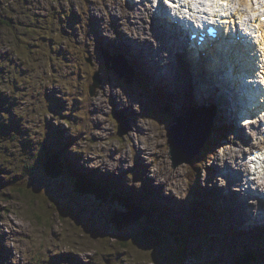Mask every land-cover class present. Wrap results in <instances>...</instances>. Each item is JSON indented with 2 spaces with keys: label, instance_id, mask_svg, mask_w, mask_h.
I'll use <instances>...</instances> for the list:
<instances>
[{
  "label": "rangeland",
  "instance_id": "obj_1",
  "mask_svg": "<svg viewBox=\"0 0 264 264\" xmlns=\"http://www.w3.org/2000/svg\"><path fill=\"white\" fill-rule=\"evenodd\" d=\"M165 1L170 2L0 0V21L4 23L0 22V264H192L196 258L190 259V255L199 257L200 264L208 261L264 264V227L242 236L221 230L223 237H229L238 246L228 250L227 243L218 240L217 229L219 223L222 225L218 215L211 223H204L202 205L188 197L192 190L201 189V180L211 185V175L224 167L225 161L230 162L232 155L227 151L232 140L236 141L233 147L241 155L239 161L249 143L235 138L225 115L212 106V102H217L210 86L203 83L204 89L198 87V78L203 75L176 54L178 47L174 48L172 38L160 39V48L151 47L156 23L148 20L149 10ZM231 1L232 5L227 3L229 8L235 6L239 13L241 10L236 6L243 7L245 18L255 5H251V0ZM134 4L136 9L132 8ZM122 10L125 11L122 13ZM181 18L191 17L183 14ZM206 20L204 17L197 21ZM124 37L136 47L138 41L145 48L146 54L141 50L140 54L144 55L143 59L151 56L147 64L154 54L166 53V48L175 54L166 53L165 58L168 55L177 61L172 68L177 75L167 73L166 76L183 94L179 110L170 111L166 102L152 94L154 101L149 104L148 92L156 93L159 85L166 84L152 74L146 76L149 89L133 82L127 85L123 80L135 103L128 102L124 88L106 76L105 67L102 69L104 86L89 95L92 74L102 61V45L106 48L120 45L129 53ZM117 56L112 58L118 62L125 60L123 55ZM131 59L132 56L128 60L133 63ZM138 62L139 66L134 69H147L143 67L145 62ZM120 66L119 69L125 68ZM132 72L126 75H134ZM142 79L146 78L142 76ZM241 80L247 79L241 76ZM176 94L170 90L168 99L179 106ZM131 103L141 114L137 115L135 125L131 122L128 126L126 121L118 119L116 123L112 113H118L121 107L125 111L130 109L127 112L132 115ZM186 106L189 109H183ZM245 114L244 121L237 120L244 127L242 134L246 133L250 140L255 135L246 119L253 118V124H261L264 118L261 113ZM210 122V130L216 127L218 131L199 146L203 158H208L206 170L201 167L195 170L200 162L194 166L182 162L174 168L185 156L183 147L192 152L194 149L189 144L196 136L200 139L199 127ZM118 128H127V134L119 137ZM50 154H57L61 167L67 169L57 179L45 170ZM238 171L241 168L234 167L233 172ZM247 172L243 168L241 176ZM87 173L111 176L113 179L106 181L114 182L117 190L113 193L114 186H108L110 191L104 190L106 195L102 199L95 194L84 196L74 185L81 184L85 190L99 182L92 176V182L82 180ZM246 177L249 176L246 174ZM215 178V184L220 186L222 174L218 173ZM260 183L262 188L256 184L251 187L263 192L264 183L262 180ZM210 193L208 189L207 197ZM216 199L220 200L219 196ZM151 200L157 202L156 212ZM208 200L215 204L209 197ZM126 201L132 206L128 211L124 208ZM215 208L227 227L238 226L229 214ZM116 214H121L117 221ZM250 221L264 225V218ZM189 231L197 236L184 258L185 251L175 249L179 241L173 232L188 238Z\"/></svg>",
  "mask_w": 264,
  "mask_h": 264
},
{
  "label": "bare ground",
  "instance_id": "obj_2",
  "mask_svg": "<svg viewBox=\"0 0 264 264\" xmlns=\"http://www.w3.org/2000/svg\"><path fill=\"white\" fill-rule=\"evenodd\" d=\"M177 1H181L182 2V4H180L179 7H177V6L175 7L176 8V17H178V18H180V16L183 15V14L191 16V14L199 13L200 11L209 12V13H203V14L199 15L197 20L198 19H202L204 17H206L207 20H208L213 15L214 16H216V15H219V16L226 15L228 17L233 15L235 17L234 20H230V21L225 22V23H218V25L223 27L225 29L226 33L230 32V31H233L234 36H235V30H234L235 26L236 25H243V21H245V19H246L244 14H243L244 9L241 6H238V5L236 6V7H238L241 10V14L240 13L236 14V10H233L229 14H226L233 7H231V8L225 7L224 9L220 10L219 6L222 5V4H225L227 0H177ZM200 2L204 3V8H201ZM231 4H233V3H231ZM253 4H256V3L251 2V5H253ZM254 6H252V8L249 9V14H248L249 16L258 14V12L260 10V9H258V7H256V6L254 7ZM132 8L136 9V7H134V6H132ZM124 11L125 10H122V13ZM156 11L158 13L164 14V12H166L165 2H162V5H161V3H160V5H157ZM177 14H179L180 16H178ZM155 19L156 18L151 17L148 20L152 21V20H155ZM237 21H239L240 23H237ZM258 28H259V26H258ZM160 29H161V27H160ZM162 29H163V26H162ZM169 33H172V34L167 35V39L169 40L170 38H172V41H173V44H174V48L178 47V49H179L181 47L180 43H179V37L182 36V32L181 31H177V27H175L174 25H170ZM245 36H247L248 39L250 38L249 39L250 40V45L248 46L249 48H247V49L245 47H244L245 49L244 48H239L238 45H241V42H239L237 40H231V42H227V41L222 39L220 42L219 41L212 42L213 44H212L211 47H210V43L209 42H204L203 43L204 48H206L209 51L210 56H211V59H210V57L208 59H206L207 63L205 65L207 66V68H205L203 70V65H204L203 63L202 64H193L192 61H190V63L193 64L192 66L194 67L195 71H197L198 73L203 75V76H199V78H198V87L200 89L201 88H203V89L205 88L203 86V83H205V85L208 84L207 87L213 86V85H211V80H212V83L217 84L215 86L216 90L225 93L224 89H226L227 86L223 83V81L217 80L216 77L211 79V76L209 75V73L215 72V68L216 67L218 68V71L220 72V74L226 75L228 70L231 71V75L235 79L237 78V74H239L241 71L242 72L247 71L250 74L251 70H261L262 68H264V59H261V57L264 58V54L262 53V51L260 49V47H261V42H260L261 36H258V37L254 36L256 39L250 37L252 35H245ZM103 42H105V41H103ZM235 44H237V45H235ZM157 48H160V47H157ZM157 48H154V49H157ZM175 49H177V48H175ZM219 49H221V50H219ZM194 50H196V49H194V48H187L186 49L187 54H189L190 57H191L190 54L193 53ZM197 52L201 53V52H205V50L204 51L197 50ZM144 53L146 54V52H144ZM136 54H140V50L132 52V55H133L132 58H134L136 56ZM165 54L166 53L162 52V53H158V54H154V55L155 56L158 55V56L161 57V59H165ZM208 56L209 55L206 54L205 57H208ZM221 56L224 57L225 61L222 64H217V62L220 61ZM117 58H119V56H117ZM124 58H125V60L122 61V62H118L115 59H113L114 63L118 62L117 67H119L122 64V66L125 67L123 69H126V70L128 69L130 72L134 71V72H132L134 75H141V76L146 77V76H149L150 74H152L153 76L156 77V79L160 78V80H162V81H164L166 83L164 86H160L159 85L158 86L159 89H162V90L166 91V93H169L170 90H176L178 92V88L176 86H174L173 83H170L169 80L166 77L161 76L157 72V70L153 69L151 66H148L149 64L147 65L148 59L151 58L150 55H147L144 59L142 57H139L141 59V61L146 62V65H143L145 63L142 64L143 67H147V69H144V70H140V68H139V70H137L138 68L134 69V68L138 67L139 64L136 63V62L131 63L129 61L130 58H131L130 55H126V56H124ZM192 58L195 59V57L193 55H192ZM211 61L213 62V64L211 63ZM237 67H239L240 70H237ZM123 69H119V70L124 76H126V77L132 76L131 74L130 75H126V73H129V71L128 72H124ZM158 69H163V67H162L160 62L158 63ZM259 73L260 74H258L257 76L254 75V77L257 79L256 83L253 82L252 78H249V80H246V82L250 85L251 88H255L256 87V94L252 95V98L255 99V100H256V97H259V98L264 97V77L261 76L262 71L259 72ZM201 77L203 79H208L210 82H208L207 80L203 82ZM220 77H221V75H220ZM220 77H218V78H220ZM239 78H240V76H239ZM146 81H147L146 79L140 80V79L135 78V77L132 78V82H133L134 85L142 84L145 87V86H147L146 85L147 84ZM234 85H235V87H239V82L235 80V84ZM166 87H168V89ZM237 94H239V93H237ZM225 95H226V99H225L226 100V105H228V106H230V105L237 106L236 105L237 103L233 100V98H231L226 93H225ZM232 95H234L233 91H231V96ZM176 96L179 98L178 101H179L180 105L179 106H175L174 104L169 103L166 106V108H168L169 110H173L174 112L179 110V107L181 105H183V103H182L183 94L178 92L176 94ZM243 99H244V97H243ZM243 102H244V100H243ZM257 103H259V102H257ZM259 104L262 105V111H260L258 113H261L263 115V117H264V100L261 103H259ZM254 105H256V103H254ZM250 108L253 109L252 105L250 106ZM183 109H187V108H183ZM237 109L238 110L240 109V111L242 112L241 113V120L244 121L245 117H246L245 113H247L250 110L248 108L244 107L241 104H240V108H237ZM235 120H236V117H235ZM190 124L191 123H189V125ZM198 126H200V125L198 124ZM215 129H216V127H215ZM251 131L253 132L254 130L252 129ZM186 138H190V136H186ZM235 144H236V141H234V140H232L230 142V145L228 146L230 151L229 152L227 151V154L231 153V155H232L231 158H230V161H232V165H235V167H237V168H244L245 169L247 164H245L243 162L237 163V157L235 156L236 150L233 147ZM224 155H225V153L223 152L222 156H224ZM261 156L262 157L264 156V152H262ZM239 158H241V155L238 156V159ZM255 159H256V162H254V166L255 167L256 166L264 167V160H259L257 158H255ZM234 179L235 178L233 177L232 181ZM252 179H258V180L260 179L264 183V179L261 176L260 177H256V178H252ZM249 181L251 182L252 180L250 179ZM242 184L243 183H241V185ZM225 185L222 184V187H219V188L221 190H226L227 187ZM238 189H240V188H238ZM242 191L244 192V190H242ZM224 193H226V192L224 191ZM252 202H254L259 208L264 205V201H261L262 205H260L256 201H252ZM220 204H223V203H220ZM215 206L219 207V210L220 209L222 210V208H223L220 205H215ZM228 207H230V209H232L233 211H230V212H223L222 211V213L229 214L230 216L232 215L231 218H233V220L236 223H238L240 221V215H239V212H238V205L236 203H232ZM251 210H253V208H251ZM253 218L259 220V219H262L264 217H261L260 215H258V217L248 216V217H246L245 222L248 225H251L253 223L250 220L253 219ZM256 224L257 225H261V224H258V223H256ZM233 226H234V229H237V227L235 225H232V227ZM241 229L245 230V229H247V226H242Z\"/></svg>",
  "mask_w": 264,
  "mask_h": 264
},
{
  "label": "trees",
  "instance_id": "obj_3",
  "mask_svg": "<svg viewBox=\"0 0 264 264\" xmlns=\"http://www.w3.org/2000/svg\"><path fill=\"white\" fill-rule=\"evenodd\" d=\"M1 23L4 25L3 21ZM59 165H61V163L55 156L52 155L49 157V163L47 165V169L45 168V170H46L47 174L49 176H51L53 179H57L58 177L62 176L61 168L59 167ZM87 179L88 178H85V180H87ZM74 186H75L74 189L76 191H81V193H83L84 196H87L89 194H95V196L99 199H102L106 195L103 192L104 190H106L108 192L110 191L109 187H106V186H108V184H103V182H101L99 185H94L92 188H85V190L82 188L83 185H81V184L74 185ZM19 195H23V194L19 193ZM208 213H209V211H208ZM232 230H234V227ZM234 231H236V229ZM177 238L179 241H183L181 236H177ZM155 241H156L157 245H161L157 239H155Z\"/></svg>",
  "mask_w": 264,
  "mask_h": 264
},
{
  "label": "water",
  "instance_id": "obj_4",
  "mask_svg": "<svg viewBox=\"0 0 264 264\" xmlns=\"http://www.w3.org/2000/svg\"><path fill=\"white\" fill-rule=\"evenodd\" d=\"M94 82L96 83V85H98V82H97V78H95ZM203 125V128H200L199 129L201 130L202 134H201V137L200 139H197V137H195L194 141H193V145L190 144V146L194 149L192 152L188 153L187 150L185 149V156H184V160H187V162H190L192 160L193 157H195L201 150L199 148L200 144L203 143L205 140H208L206 138H208L209 136V130H210V123H205V124H202ZM196 127L194 126L192 129H195ZM116 218L115 220L117 221L119 218L118 216L121 215V214H116ZM131 221H125V223H130ZM117 225L118 223L114 224V227L117 228Z\"/></svg>",
  "mask_w": 264,
  "mask_h": 264
}]
</instances>
